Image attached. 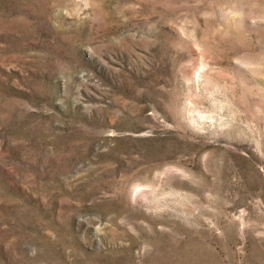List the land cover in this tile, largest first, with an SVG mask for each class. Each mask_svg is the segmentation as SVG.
Segmentation results:
<instances>
[{
    "label": "rangeland",
    "instance_id": "rangeland-1",
    "mask_svg": "<svg viewBox=\"0 0 264 264\" xmlns=\"http://www.w3.org/2000/svg\"><path fill=\"white\" fill-rule=\"evenodd\" d=\"M0 264H264V0H0Z\"/></svg>",
    "mask_w": 264,
    "mask_h": 264
}]
</instances>
